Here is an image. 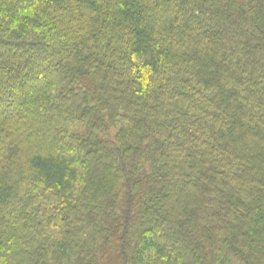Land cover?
I'll return each instance as SVG.
<instances>
[{
	"label": "trees",
	"instance_id": "trees-1",
	"mask_svg": "<svg viewBox=\"0 0 264 264\" xmlns=\"http://www.w3.org/2000/svg\"><path fill=\"white\" fill-rule=\"evenodd\" d=\"M0 264H264V0H0Z\"/></svg>",
	"mask_w": 264,
	"mask_h": 264
}]
</instances>
